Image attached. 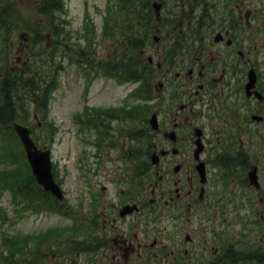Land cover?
<instances>
[{
  "label": "flooded vegetation",
  "instance_id": "1",
  "mask_svg": "<svg viewBox=\"0 0 264 264\" xmlns=\"http://www.w3.org/2000/svg\"><path fill=\"white\" fill-rule=\"evenodd\" d=\"M170 6L172 17L182 18V28L173 38L196 36L201 46L198 52L183 55L182 67L174 70L175 84L165 79L158 87L164 96L157 106V136L163 143L160 150L168 152L163 158L166 166L150 171L154 182L147 189L152 196L149 201L141 188L125 204L95 207L87 221V247L93 251L94 264H264V151L250 158L249 165L258 169L260 186L247 182L249 191H243L239 183L236 195L224 202L213 192L209 180L203 182L191 161L197 127L207 148L209 107L213 110L230 101L238 103L232 114L238 132L264 138V101L243 94L248 71L256 69L250 59L255 58L257 49L253 38L256 27L250 25L254 14L250 10L245 18L240 14L234 25L237 20L229 18V26L218 30L223 40L216 42L214 36L209 39L212 30L203 26L202 11L193 0H170ZM173 38H169V46L178 44ZM263 79L259 72V91H264ZM253 113L263 118L252 120ZM171 133H175L174 140L168 141L165 138ZM128 204L136 205L137 210L120 218V207Z\"/></svg>",
  "mask_w": 264,
  "mask_h": 264
},
{
  "label": "rangeland",
  "instance_id": "2",
  "mask_svg": "<svg viewBox=\"0 0 264 264\" xmlns=\"http://www.w3.org/2000/svg\"><path fill=\"white\" fill-rule=\"evenodd\" d=\"M19 3L20 9L27 16H31V20H38L33 14V5L27 0H16ZM205 1V0H204ZM67 11L66 16L69 25L68 28L72 30L75 38H79V32L83 28V22L87 12L91 14L97 32H102L103 18L105 17V8L108 6V0H66ZM257 7L261 8L260 16L264 17V0H256ZM20 32H17V45L19 47ZM162 39H169L165 31L162 33ZM160 36V35H159ZM264 41V40H263ZM109 46L108 41L102 42L98 46V51L101 54L104 48ZM22 47V46H21ZM159 46L155 47V52ZM21 49V48H20ZM18 49H16V52ZM259 60H261L262 70L264 72V47L261 49ZM71 53V52H70ZM17 55V54H16ZM154 57L151 53L148 56ZM19 56V55H17ZM21 62L27 61L25 55H21ZM74 58L81 60L79 55ZM13 61L16 60L14 57ZM61 57H58L56 63H52L51 67L58 68V63ZM64 62L65 68L59 70L57 74L58 88L53 94L50 101L49 118L55 123L56 128H47L46 123H40L35 128L34 138L40 148H48L49 140L55 136L54 143L49 147L52 153V168L57 173L58 180L62 184L65 192V198L70 204L78 200H83V207L80 212L87 215L85 210V202L89 197L90 182H94L93 174H90L91 166L97 168V160L94 159L96 148L88 141H93L95 136L88 132H83L79 129L76 123V115L81 114L86 109V105L95 108H106L113 105L131 103L134 100L130 97L135 86L133 84H119L117 81L109 78L99 77L95 79L92 85L86 86L84 77L85 67L82 63L77 65H68ZM13 68L15 65L12 62ZM158 81H155L157 84ZM40 116V115H39ZM40 119V118H39ZM38 120H33L32 126L37 125ZM115 128H120L122 125H114ZM81 128V127H80ZM119 149L113 150L111 154L107 155L101 166H107L106 170L110 171L113 166H125L123 159L124 150L129 146V141L126 136L119 137ZM148 187V183H147ZM110 198H115V192L110 194ZM71 225L70 219H65L57 214L43 213L40 215L25 216L24 214H16L13 211L11 198L5 193H0V248L5 241L6 236L9 238L23 237L27 234L39 233L48 229H57ZM65 235L54 236L45 242H41L38 249H32V256L30 260L35 261L34 264H70L65 259H59L62 249H59V243L65 239ZM36 239H40L37 235L34 236L29 245L34 244ZM19 242L18 244H20ZM71 253V250L66 251ZM7 253V251L5 252ZM33 257V258H32ZM80 264H84L81 262Z\"/></svg>",
  "mask_w": 264,
  "mask_h": 264
},
{
  "label": "trees",
  "instance_id": "3",
  "mask_svg": "<svg viewBox=\"0 0 264 264\" xmlns=\"http://www.w3.org/2000/svg\"><path fill=\"white\" fill-rule=\"evenodd\" d=\"M37 1V14L40 17H45L47 19H60V15L65 12L64 0H36ZM142 2L143 8L145 9L146 15L143 13V20L146 22L149 19V24L153 25V13L151 7V0H122L123 9L131 11L133 6L140 4ZM31 19L29 16L25 15L20 9L19 3L14 0H0V35L6 37L10 35L11 28L10 25L15 24L16 28H33L40 34L41 22L37 23V26L30 24ZM108 24L112 27L116 26V21L113 20L112 14H110V19ZM47 30L52 29L51 26L42 24ZM142 29H145L144 22L142 23ZM153 27V26H152ZM123 29H126V25H123ZM141 29V28H140ZM142 32L145 33V30ZM114 40H118V37L112 33L110 36ZM137 38V37H136ZM127 45H123L122 49L117 51L112 56L111 66H107L108 73L117 78H127L128 80L138 79L147 72L141 71L142 59L139 55V43L137 39L127 38ZM41 48V47H37ZM42 49L38 50L41 52ZM7 53V51H6ZM10 55V54H9ZM7 54V59L9 57ZM6 55L0 58V65L2 66L6 61ZM23 66L20 72L15 74L13 77L10 71H5L6 80L1 83L2 89V99L3 102L0 104V133H6L11 129V122L19 119L20 113L19 109L23 108V105L27 104L23 102L24 96L29 98L34 97L39 90L44 76L42 77L38 73V67L33 64ZM23 121V118L21 119ZM24 122V121H23ZM17 172V171H16ZM8 173H4L1 176L0 186L9 191L15 201V204L21 205L23 210H29L40 212V211H54L58 212L59 202L54 199L49 193L45 192L35 181L33 175H25L21 172L14 174L9 180L6 176ZM4 263L12 262V256L4 257Z\"/></svg>",
  "mask_w": 264,
  "mask_h": 264
},
{
  "label": "water",
  "instance_id": "4",
  "mask_svg": "<svg viewBox=\"0 0 264 264\" xmlns=\"http://www.w3.org/2000/svg\"><path fill=\"white\" fill-rule=\"evenodd\" d=\"M15 127L26 144V147L29 151L30 160L34 165V171L38 177L39 182L43 184L45 189L62 198L59 187L55 184L50 171L49 153H43L34 148V145L29 140V132L26 128L19 125H16Z\"/></svg>",
  "mask_w": 264,
  "mask_h": 264
}]
</instances>
